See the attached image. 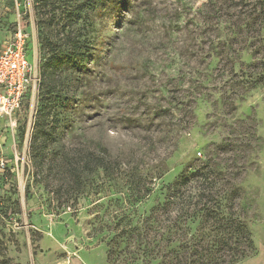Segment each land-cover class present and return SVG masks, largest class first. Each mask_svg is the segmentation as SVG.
Returning <instances> with one entry per match:
<instances>
[{"label": "rangeland", "instance_id": "rangeland-1", "mask_svg": "<svg viewBox=\"0 0 264 264\" xmlns=\"http://www.w3.org/2000/svg\"><path fill=\"white\" fill-rule=\"evenodd\" d=\"M17 23L38 81L15 127L0 117V264H156L177 243L150 209L206 160L242 188L255 252L234 264H264V0H0V47ZM71 38L80 68L55 69Z\"/></svg>", "mask_w": 264, "mask_h": 264}, {"label": "trees", "instance_id": "trees-1", "mask_svg": "<svg viewBox=\"0 0 264 264\" xmlns=\"http://www.w3.org/2000/svg\"><path fill=\"white\" fill-rule=\"evenodd\" d=\"M36 1H39L41 6L44 1L56 4L59 0ZM50 14L44 9L35 8V15L41 24H58L61 17H57L54 12ZM70 40L69 49H55L47 59L55 69L69 64L80 68V47L75 39ZM41 76L44 82V71ZM40 90L42 95L43 89ZM55 96L67 101L64 93ZM23 131L21 130L22 134ZM50 141H53L52 129L45 127L39 113L30 141L34 163L48 154L45 152ZM97 166L105 167V163L98 162ZM217 184H220V187L216 191L214 188ZM241 189L238 179L226 178L223 170L209 160L192 171L183 172L165 186L162 201H158L150 209V214L145 220L146 225L153 218L156 226L160 228L164 222H168L170 237L168 236L166 246L174 242L177 245L165 252L159 243H155L154 248L149 251L153 255L149 256L157 261L156 264H234L254 253L252 234L236 211ZM172 211L175 212L174 216H171ZM192 226L194 228H191ZM158 237L160 240L162 233ZM144 238L146 239L145 235Z\"/></svg>", "mask_w": 264, "mask_h": 264}, {"label": "built area", "instance_id": "built-area-1", "mask_svg": "<svg viewBox=\"0 0 264 264\" xmlns=\"http://www.w3.org/2000/svg\"><path fill=\"white\" fill-rule=\"evenodd\" d=\"M28 41V32L17 23L9 41L0 47V117L12 128L15 113L38 81L36 65L28 60Z\"/></svg>", "mask_w": 264, "mask_h": 264}]
</instances>
